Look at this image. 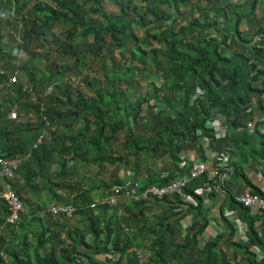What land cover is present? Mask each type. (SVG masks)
I'll list each match as a JSON object with an SVG mask.
<instances>
[{"label":"trees","instance_id":"16d2710c","mask_svg":"<svg viewBox=\"0 0 264 264\" xmlns=\"http://www.w3.org/2000/svg\"><path fill=\"white\" fill-rule=\"evenodd\" d=\"M137 1L141 6L133 5L134 0H122L126 5L119 16L106 14L103 0H51L50 5L39 2L28 10L23 4L16 8V15L22 14L24 23L21 45L8 47L0 34V58L5 61L3 67L0 65V156L22 160L15 178L6 183L14 188L28 214L23 215L18 229L8 226L11 212L0 199V264H139L137 250L143 253V264H234L237 255L244 264H264L250 249L255 247L264 253V212L253 215L230 191L227 203L249 218L247 240L234 241L232 232L227 242L234 251L233 260L219 247L224 235L202 243L200 237L209 225L205 200L199 194V189L205 188L203 179L183 190L193 202L183 200L181 194L158 201L136 200L129 198L124 188L117 205L90 207L99 189H104L105 198L115 194L116 187L131 182L139 186L141 194L151 186H166L188 176L191 163L185 158L188 164L182 166L183 156L195 150L206 161L202 143L207 138L211 140L209 152L219 153V159L228 153L235 169L232 178L237 169L251 187L250 192L264 196L243 173L241 159L248 157L249 150L253 164L264 160V135L258 129L250 135L248 126L258 113L264 117V42L257 41L258 37L264 39V19L253 25L259 0ZM2 4L0 0V16L5 7ZM90 5L92 9L88 10ZM11 17V13L1 16L0 24ZM246 23L255 29H244ZM61 24L73 28L66 35L67 44L58 45L52 32ZM136 29L144 31L143 38L134 33ZM80 33L84 39L93 37L94 42L76 46ZM34 41L55 45L60 60H73L76 68L55 65L39 69L36 64L55 58L50 52H31L29 44ZM4 49L10 53L4 54ZM107 53L112 66L109 69L105 64L106 82L100 87L99 81L91 82L96 87L92 98L82 93L74 97L68 81L90 56L99 60ZM116 53H120L119 58H115ZM23 54L27 61L22 60ZM146 71L157 76L159 82L149 85V94L128 104V94L120 89L118 79L132 91L135 76ZM16 74L27 79L26 86L21 81L10 84ZM198 90L204 96L198 97ZM213 115L222 116L228 125L223 139H218L216 128L209 125ZM141 126L146 132L136 135L134 127ZM48 129L51 140L39 143ZM61 132L68 139L64 140ZM125 132L133 156L151 153L166 160L168 167L150 175L146 184L123 179L119 171L112 175V184L103 181L100 186L83 189L77 183H64L69 163L77 158L103 168L107 164L122 168L125 162L115 147ZM128 164L133 170L139 166L136 161ZM27 189L33 190V196L47 190L56 205L75 206L73 219L79 217L83 229H72L61 221L64 219L54 216L50 207L41 214L50 218L49 224L56 230L39 229L32 244L28 231L40 226L41 214L24 196ZM53 189L66 191L69 199ZM2 192L0 183V195ZM190 215L192 225L186 228L184 221ZM112 256H118V260H112Z\"/></svg>","mask_w":264,"mask_h":264},{"label":"rangeland","instance_id":"374dc122","mask_svg":"<svg viewBox=\"0 0 264 264\" xmlns=\"http://www.w3.org/2000/svg\"><path fill=\"white\" fill-rule=\"evenodd\" d=\"M18 1L20 2V5L16 4ZM18 1L17 0H1V2L5 4V7H3L4 8L3 15L7 17L9 13H11L12 17L8 19V21H5V23L0 24V34L5 37L4 44L7 46L12 45L11 47L13 49L18 48V46L21 45V39L23 37V30H24V23L22 22V18H21L22 14L16 15V8L23 4H27L26 10L32 9L39 2L48 4V5L51 4V0H18ZM103 1H104V7L106 9V14L108 15H115V16L121 15V7L123 5H126V3L122 2V0H116L117 2H120V5L117 4L116 1L114 0H103ZM191 1L192 3H196V0H191ZM134 4L141 6L142 3H139L137 0H134L133 5ZM90 9H92L91 5L88 7V10ZM3 15L1 16L3 17ZM131 16L133 15L131 14ZM72 28H73L72 25H69V24L58 25L52 32V34L56 38V44L58 45L67 44L66 35L72 30ZM134 33L140 38H143L145 34L144 31L137 30V29L134 31ZM50 40L51 42L52 41L55 42V40L53 39H50ZM93 42H94L93 37L84 39L80 33V35L76 39L75 45L76 46L77 45L86 46L88 44H92ZM41 44L42 46H45L46 48L41 47ZM29 46H30L31 52H34L37 54H42V53L45 54L46 52H50L53 55L52 58H55L54 60L46 61L45 63L41 65L36 64L39 69H43L44 66L53 68L55 65L70 66L73 69L76 68L75 61L72 60L71 62H68V61L60 60V57H59L60 54L55 53L56 51L59 52V49H57L55 45L48 47L46 43H39L37 41H34V42H31ZM8 53H10V50L4 49V54H8ZM108 55L109 53H107L103 58H100L99 60L95 59L94 56H90V58L80 66V72L77 70L78 73L72 76L74 77V79L71 81H68V88L72 91V94L74 97H78L81 93L87 98H92L96 95L95 93L96 87H92L90 84L93 81H99L100 84L97 87H100L102 83L106 82L105 64L106 66H108L109 69L112 66V62L109 59L107 60ZM15 56L19 57V55L18 56L15 55ZM21 57H22V60L27 61V58L24 57V54ZM119 57H120V53H116L115 58H119ZM0 65L1 67L5 65V61H3L2 58H0ZM149 66L151 67V65ZM150 70H155V69L151 68ZM17 81L18 83L21 81V84L25 86L27 85L26 78L17 76ZM158 82L159 81L157 79V76H155L152 72L146 71L144 75L138 74L137 76H135V82L132 84L133 85L132 91L129 90V87L126 85L125 81H122L120 83V80L118 79L117 84H120V89L122 91H125L128 94L129 100L126 99L125 101L129 104V102H131L132 100L136 101L138 97L143 98L144 96L149 94L150 93L149 85L153 83H158ZM137 84H139L140 86L139 88ZM41 98H43V96ZM38 99L39 98L37 97L36 101ZM15 115L16 113L14 112V116ZM147 115H149L148 111H147ZM149 119L150 120L152 119V115H149ZM34 120L35 119H32L31 123H34ZM145 130H146L145 126L134 127V132L136 135H141L145 133L146 132ZM60 136L64 140L68 139L64 132H61ZM51 138L52 136L48 129L44 132L43 141H50ZM127 140H128V134L126 132L122 133L119 140L117 141V146L115 147V151L117 152V154L119 156H123V159H124L123 162H125V164L121 166L122 168L118 169V167H120L118 164L116 165L107 164L105 168H103L100 165H94L93 163H89V160L87 163L84 160L77 158L76 160H74V162L72 161L71 163H69V166H68L69 172L67 175L68 177L66 178V180H64V183L66 185L69 183H77L83 189H86L87 187H91V186H100L103 181H106L107 183L112 184L113 183L112 175H114L117 171H119L118 173H120V176L123 179H128V181L129 179H134L139 184L140 183L146 184V179L150 175H157L168 167L166 160H163L159 156L152 155L151 153L150 155L146 153H142L141 156L139 157L133 156L131 152L129 151V149L127 148ZM125 160L127 161V163ZM129 161L131 162L136 161L139 165L138 168L136 170H133V168H131L130 165L128 164ZM55 168L58 169L59 167L55 166L54 169ZM44 176L48 178L47 174L46 175L44 174ZM55 191H57L56 193L65 195V198L69 199L70 197V196L67 197L68 193L66 191L61 192L58 189L52 190V192H55ZM103 191L104 189L96 190V192L93 194L94 200L102 199L103 198L102 195L104 193ZM39 196L41 197L44 196V201L41 202L40 204H43L44 207H50V201L51 200L53 201L51 194L48 193L47 190H44L41 192ZM26 199L33 200V197H26ZM124 209L125 207H122V212H124ZM79 219L80 218L77 217L75 219H70V220L64 219L61 221L63 222L68 221L72 229L76 227V229L81 228L82 230L84 225L83 226L81 225V221H79ZM67 234L68 233L66 231L65 237L67 236ZM143 252L146 255V251H143ZM105 262L103 264H108ZM109 264H112V262Z\"/></svg>","mask_w":264,"mask_h":264},{"label":"built area","instance_id":"2783aa9c","mask_svg":"<svg viewBox=\"0 0 264 264\" xmlns=\"http://www.w3.org/2000/svg\"><path fill=\"white\" fill-rule=\"evenodd\" d=\"M239 2H243L244 0H238ZM233 2H236L235 0ZM197 17V16H196ZM261 39V37L257 38V41ZM10 84H17V74L14 75L10 79ZM51 91V90H50ZM198 97L204 96V93L200 90L196 92ZM217 115H213V119L210 121L211 127L213 126V122L217 120ZM219 118V117H218ZM49 123H47L48 125ZM217 131V138H224L227 135V129L224 128V125H220V127L216 128ZM44 136L41 135L39 137L38 142L42 143ZM211 140L205 139L202 143V148L205 151L206 157L212 155V161L209 163L207 160L202 161L200 158L190 159L191 161V168L189 171L188 176L176 179L172 181L169 185L166 186H151L144 190L141 194L138 193L139 186L131 184L128 182L124 187H116V193L108 195L107 197L93 202L90 205L91 208H95L96 206L103 204V205H117L121 195V190L124 188L128 189L127 196L129 198H134L136 200L145 199L146 201H158L162 200L167 196L173 194H181L183 200L187 202H193V200L187 197L183 190L187 188L191 182L203 179L205 181V188L200 189L199 194L204 198L205 201L210 199L211 193L213 192L214 188H218L219 190H225L226 184L232 178V175L235 173V169L231 166L230 157L229 155H225L218 158L216 152H209V145ZM228 151L229 149L226 148ZM200 157V156H199ZM217 158L218 162H215L214 159ZM22 160L18 158H5L0 156V183L3 186V192L0 195V199L5 203V205L10 209L11 214L7 219V225L18 229L19 226L23 223V215H28L24 203L19 198L18 194L14 190V188L6 181L14 179L16 176V172L18 168L21 166ZM261 179H258V187L262 191L264 195V176L261 175ZM236 201L243 206L255 210L258 212H264V196H260L250 191H245L243 194L236 196ZM50 212L62 219H73L77 213V208L73 205H53L50 208ZM192 225V221H184V227H188ZM139 259V264L144 263V256L143 253L139 250L136 251Z\"/></svg>","mask_w":264,"mask_h":264},{"label":"crops","instance_id":"0c3cea01","mask_svg":"<svg viewBox=\"0 0 264 264\" xmlns=\"http://www.w3.org/2000/svg\"><path fill=\"white\" fill-rule=\"evenodd\" d=\"M238 1V0H237ZM264 19V0H259L258 3V17H257V22H254L253 25H259L260 21ZM246 26H243L244 29L246 30H254L256 26H253V28H250L248 23L245 24ZM264 25V24H263ZM264 106V104H263ZM218 116V115H217ZM219 117V118H218ZM217 120L215 122H213V126L212 128H217L220 127V125H224V128L228 127V125L225 123L224 119L222 116H218ZM213 119V117H212ZM260 123V124H259ZM209 125L211 126L210 122ZM249 126V134L250 135H255V131L256 129L259 130V133L264 135V117L262 114L258 113L256 116V120L253 122H249L248 124ZM217 132H219V130L217 131L216 129V135ZM218 137V136H217ZM226 137V136H225ZM224 137V138H225ZM223 139V138H220ZM217 153V152H216ZM248 153V157L245 158V156H242L241 159H243L242 163H243V173L248 177V180L252 182L253 185L255 186H259L258 185V179H261V175L264 176V160H262V164L256 165L253 164V160L251 159L250 156V152L249 150H247ZM219 154V153H217ZM228 154V153H227ZM226 154V155H227ZM220 155V154H219ZM223 156H225V154H223ZM183 162H182V166L187 162L185 160L186 159H192L194 157L195 158H200L199 154L195 151V150H190V151H186L184 156H183ZM207 161L209 163L213 162L212 161V155H210L209 157L207 156ZM215 161V159H214ZM191 163V161H190ZM188 164V162H187ZM166 173V172H165ZM164 173V174H165ZM239 174L237 173V169H236V174L234 176V178H232L228 184L226 185L227 189L225 190H219L218 188H214L213 189V193H215L214 197H210V199L208 201H205V212L209 213V225L208 228L206 229V231L202 234L201 241L202 243H206L208 241L214 240L217 238V236L219 235H224L223 241L222 243L219 245L220 248H222L229 257H231V259L233 260L234 258L233 256V249L231 248L230 244H228L227 240L230 238L232 232L235 234V238L234 241L237 242H242V241H246L247 240V233H248V225L247 222L249 220V218H246L247 216L243 215L241 211L235 209L234 207L230 206L227 203V191H230L232 194H234L235 196L241 195L243 194L245 191H250L251 187L249 185L246 184V182L243 180L242 176H238ZM199 189V187L197 188ZM202 189V188H201ZM32 189H27V191L25 190V192H27V194H25V197H33V200H31V206L32 209L38 210L40 211L39 214L41 213H45V211L52 207L53 205H56V203L54 202V200L50 201V207H44L43 204H40L41 202L44 201V196L41 197L39 196L41 194V192H39V195H32ZM200 191V189H199ZM98 201V200H95ZM251 213L253 215H257V213H260L258 211L255 210H251ZM148 215H151V213H147ZM39 219L41 220L40 226H35L32 229H29L28 234H29V238H30V242L32 244H34L36 242V237L37 234H39V229L41 230V228L43 230H47L49 227L51 228V230H54L55 227H53L51 225V222L49 224L50 218H48L45 214L44 215H39ZM193 220V215H190L187 217L186 221L191 222ZM31 222V220L29 221ZM67 223L69 225V222H64ZM51 225V226H50ZM257 225H259V222L257 223ZM61 229V227L57 228V230L59 231ZM68 229V228H67ZM67 229L65 230V233L67 231ZM56 230V229H55ZM55 230L53 232H55ZM65 233H62V236L65 238ZM251 251H255L257 256V261H262L264 260V253L261 252L260 250H258L255 247H251L250 246ZM111 257V256H110ZM117 259L118 258L116 256H112V260ZM236 261V263H235ZM234 264H244L241 260V256L237 255V258L233 261ZM125 261L122 263L124 264Z\"/></svg>","mask_w":264,"mask_h":264}]
</instances>
